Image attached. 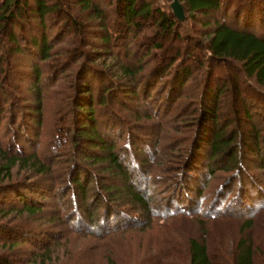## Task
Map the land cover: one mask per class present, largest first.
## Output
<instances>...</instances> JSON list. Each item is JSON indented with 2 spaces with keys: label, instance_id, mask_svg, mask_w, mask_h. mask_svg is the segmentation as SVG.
<instances>
[{
  "label": "rangeland",
  "instance_id": "374dc122",
  "mask_svg": "<svg viewBox=\"0 0 264 264\" xmlns=\"http://www.w3.org/2000/svg\"><path fill=\"white\" fill-rule=\"evenodd\" d=\"M160 2L163 8L168 9L172 1ZM72 12L78 13L75 6ZM215 18L220 19L221 14L212 12L205 16L197 12L194 17H189L184 13L179 29L181 38L178 41L165 40L164 52L169 50L172 53L181 47L180 50L185 53L183 48L186 45H205L212 25L206 26L204 23L209 21L212 24ZM147 26L148 29L138 35L137 41L145 39L147 42L146 35L150 36L153 28L151 22ZM64 29L66 33L62 37H58V32L54 36L50 35V38L53 36L55 53L50 62H39L41 74L37 87L34 86L35 79L30 75L31 58L27 54H12L13 51L8 49L9 45L3 43L5 60L4 64H0V152H4L6 156H16L20 162L11 168L8 177L0 176V187H6L7 190L14 188L18 194L6 202L0 200V258L7 260L8 264H188L185 249L188 239L194 237L205 242L212 264H234L237 247L242 239L251 246L252 264H264V211H258L259 208L247 216L219 219L202 217L203 224L200 223L201 217L196 216L197 213H187L188 209L185 210L186 213L180 214L176 210H170L168 212L173 214H168L164 209L166 205L163 198L170 194L172 188L170 182L161 184L159 181L157 185L154 179L155 176H160L163 182L166 177L175 174L185 155L184 147L187 143L183 141L194 129L191 121L194 115L190 111L185 112L183 106L190 104L191 99L199 93V85L195 80L193 84L191 82L183 86L180 98L171 105V109H168L169 106L166 110L157 106L154 88L150 90V100H145L140 92L127 105L122 103L123 105L114 106L112 101L108 104L111 107H108L107 112H114L115 117L119 118L116 124L113 123L115 131L108 137L109 139L111 136L109 140L115 143L113 153L126 171L133 173L134 180H141L146 184L149 191L146 197L150 203L148 213L141 208V204L132 200L127 188L130 181H125L123 174H118L115 168L106 169V161L94 163L91 158L87 160L88 155L104 156L107 152L100 154L97 149L87 152L86 143L77 139L78 130L72 124L73 116L63 111L69 109L73 100L72 89L69 88L74 86L80 69H95L96 74L100 75L99 80L104 79L102 86L129 82L140 89V85L143 87L146 80H130L119 75V65L125 62L121 46L126 39L113 40L106 48L101 46L99 54L88 55L93 46H98V41L89 37L92 45L84 49V58L80 53V57L71 54L69 58H65L62 54L64 49L82 47L74 28L69 31ZM116 49L119 50L117 58L112 56ZM194 54L203 61L202 66L197 65V62L194 64L198 69L193 67L198 81L201 76H205L208 66L212 69L213 64L208 62L204 50H196ZM147 70L148 66L145 65L142 74ZM213 72L218 75L226 73L223 64L215 67ZM168 78L170 75L154 78L152 81L156 87H161ZM247 83L258 88L253 79H248ZM101 84L95 80V91ZM35 90L41 94V112L38 116L31 114L38 102ZM244 90L250 92L248 88ZM62 98L66 99L65 107L62 106ZM257 107L264 114L259 109L260 104ZM38 119L39 127L33 126L32 122ZM103 120L104 117L98 123L99 133L105 128ZM261 121L263 120H255L254 124L263 129L261 133L264 138V123L262 126ZM109 122L112 125L113 120L110 119ZM239 127L242 131L249 129V125L243 123H239ZM31 153L36 154V158L49 167L48 172L39 174L22 161ZM256 156L248 154L240 168L245 174H253L264 185V169L257 167L259 162H255ZM141 163L144 165L140 167ZM74 166L80 168L83 177H86L84 186L87 195L84 200L80 189L75 188L71 182ZM235 172L228 164L226 168L215 170L210 177L206 176L202 185L203 194L198 200L201 206L198 213L202 207H209V200L221 185H226L222 190L224 194L230 190L227 179L234 178ZM143 184L140 185L141 189ZM108 187L117 189L118 192L109 193L106 191ZM235 187L232 186L231 189L234 191ZM13 194L16 195L15 192ZM21 201L37 207L38 212H22V204L18 205ZM183 202L186 205L187 202ZM87 207L93 213L89 221ZM115 214L121 215V219L115 220ZM247 218L251 219V225L244 228V220ZM106 220H109V224L100 230L99 224L104 226ZM115 221L120 224L114 225ZM10 231L13 234L21 233L24 238H16L14 235L9 239L10 235L5 234H10ZM26 231L30 234L25 235ZM14 238L20 239V243L11 246Z\"/></svg>",
  "mask_w": 264,
  "mask_h": 264
},
{
  "label": "trees",
  "instance_id": "16d2710c",
  "mask_svg": "<svg viewBox=\"0 0 264 264\" xmlns=\"http://www.w3.org/2000/svg\"><path fill=\"white\" fill-rule=\"evenodd\" d=\"M178 2L189 17H194L197 12L205 16L212 12L221 14V18L213 19L212 24L209 21L204 23L206 26L212 25L206 44H199L200 47L186 45L183 48L185 53L180 50L181 47L176 48L172 53H169V50L164 52L165 40L178 41L181 38L179 31L181 20L176 18L170 5L168 9L163 8L160 0H0V64H4L5 60L4 42L9 45L8 49L10 52L13 51L12 54H27L32 62L30 75L35 79L34 86L37 87L41 74L39 62H50L52 54L55 53L52 38L57 32L58 37H62L64 32L66 33L64 28L67 31L74 28L82 47V49H64L62 54L65 58H69L71 54L84 58L86 55L84 49L92 45L89 37L98 41L96 44L99 48L97 45L93 46V50L88 51V55L99 54L101 46L106 48V45H111L113 40L126 39L125 44L121 46L125 62L119 65V75L130 80L134 78L146 80L143 87L140 85L138 89L129 82L102 86L104 79L99 80L100 75L96 74V70L84 67L80 69L74 86L69 88L72 89L73 100L69 109L63 111L73 116L72 124L74 123L78 130L77 139L86 143L87 152L88 150L94 152L96 149L100 154L107 152L104 156L88 155L87 160L91 158L94 163L106 161L108 162L106 169L115 168L118 174H123L125 181H130L127 188L132 200L141 204V208L148 213L150 203L146 197L149 194L146 184L141 180H134L133 173L127 172L113 153L115 143L109 140L111 136L109 139L108 137L115 131L113 123L116 124L119 118L115 117L114 112L112 114L107 112L108 107H111L108 104L112 101L114 106L122 103L127 105L138 97L140 92L145 96V100H150L152 97L150 90L154 88L157 106H161L164 110L169 106L168 109H171V105L180 98L183 86L191 82L193 84L195 80L199 85V93L191 99L190 104H186L188 107L183 106L185 112L190 111L194 115L191 120L194 129L191 134L184 137L183 141L187 143L184 147L185 155L178 169H175V174L166 177L163 182L160 176H155L154 179L157 185L159 181L161 184L170 182L172 191L163 198L166 205L164 209L168 214H173L168 212L170 210H176L180 214L186 213L185 210L188 209L187 213L191 215L197 213L196 216L201 217L202 224L204 223L202 217L219 219L247 216L258 208V211H264L263 182L253 174H245L240 168L248 154H256L255 162H259L257 167L264 169V154H261L264 153V138L261 133L263 129H259L254 124L255 120L264 121V116L261 117L263 113L257 110V105L260 104L259 109L264 111V107H261L264 104V0H178ZM74 6L78 13L72 12ZM148 22L152 23L153 28L150 36L146 35L147 42L145 39L137 41L138 35L148 29ZM85 26L87 29L84 28ZM54 31L55 34H52ZM50 35H53L52 38ZM196 50L200 52L204 50L208 62L213 64L212 69L208 66L205 76H201L198 81L193 73V67L196 62L197 65L202 66L203 61L194 54ZM104 52L109 51L104 50ZM118 52L119 50L116 49L114 53L112 52V56L117 58ZM217 62L223 64L226 72L224 75L214 74L215 67L221 65ZM145 65L148 66V70L142 74ZM168 75L170 78L161 87H156L152 81L154 78ZM96 79L102 84L95 91ZM248 79H253L258 88L251 87L247 83ZM243 87L248 88L250 92L243 91ZM37 90L35 91L38 94V102L35 104L36 108L31 111L35 116L41 112L39 104L41 94ZM159 99L162 101L159 102ZM66 103V99L62 98V106L65 107ZM166 115L167 113L164 116ZM103 117L102 124L105 128L99 133L97 127ZM110 119L113 120L112 125L109 124ZM105 121L108 124H105ZM263 121L260 122L262 126ZM239 123L249 125V129L242 131ZM39 124L40 119L32 122L35 127H39ZM132 139L136 141L138 138ZM0 159L2 160L0 176L6 177L11 168L20 162L16 156H6L4 152H0ZM22 161L39 174L49 171V167L39 161L34 153L24 157ZM228 164L236 170L234 178L227 179L230 190L224 194L222 190L226 185H221L209 200L211 202L208 204L209 207L206 206V209L202 207L198 213L201 207L198 200L202 197V185L206 176L210 177L215 170L226 168ZM143 165L141 163L140 167ZM74 168H72L71 182L75 188L80 189L84 200L87 195L84 186L86 177H83L80 168L75 166ZM178 170L179 174H177ZM142 184L143 189L140 188ZM232 186H236L234 191L231 189ZM106 189L109 193L118 192L114 188ZM15 190L0 187L2 193L0 200L4 202L7 199L11 200L18 195ZM14 192L16 195L13 194ZM183 201L187 202L186 205ZM21 204L22 212L26 211L30 214L38 212L37 207L30 206L26 201L18 202V205ZM86 211L89 221L93 213L89 212V207ZM120 217L121 215H114L115 220H120ZM108 224L109 220H106L105 225L99 224L98 228L103 230ZM119 224L120 222L115 221L114 225ZM244 224V228L249 227L251 219H245ZM4 232L8 233L6 230ZM12 232L5 236L10 235L9 239L14 235L16 238H24L21 233L17 232L19 234L17 235ZM27 233L30 234L26 231L25 235ZM16 238L10 243L11 246L20 243L18 241L20 239ZM237 249L234 264H252L253 251L245 239L240 241ZM185 251L188 264H212L205 242L190 237ZM0 264H8V262L0 258Z\"/></svg>",
  "mask_w": 264,
  "mask_h": 264
},
{
  "label": "water",
  "instance_id": "95a60500",
  "mask_svg": "<svg viewBox=\"0 0 264 264\" xmlns=\"http://www.w3.org/2000/svg\"><path fill=\"white\" fill-rule=\"evenodd\" d=\"M170 7L179 21L184 18V9L182 8V5L178 2V0H172V2L170 3Z\"/></svg>",
  "mask_w": 264,
  "mask_h": 264
}]
</instances>
